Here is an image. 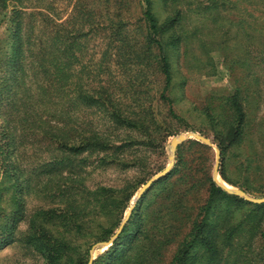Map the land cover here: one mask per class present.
<instances>
[{
  "label": "rangeland",
  "instance_id": "rangeland-1",
  "mask_svg": "<svg viewBox=\"0 0 264 264\" xmlns=\"http://www.w3.org/2000/svg\"><path fill=\"white\" fill-rule=\"evenodd\" d=\"M149 1L158 23L178 11L181 31L193 36L188 45L166 50L171 80L163 94L157 50L146 41L142 0H22L15 56L8 30L11 8L18 6L0 7V231L10 226L15 238L0 241V264H43L19 240L33 213L55 209L58 215L65 190L67 200L72 195L79 206L81 232L46 227L79 246V255L72 254L79 262L103 255L109 246L101 243L113 235L97 241L94 234L113 221L99 215L84 193L97 188L121 191L116 194L125 208L121 221L134 209L132 221L140 233L123 263L170 264L203 215L215 152L202 143L205 150L189 145L191 138L171 152L169 141L195 133L216 148L213 114L220 116L215 131L232 126L237 113L224 98L233 95L243 136L222 157L220 169L231 183L221 178L219 166L216 181L249 199L264 198V28L256 26L264 27V0H231L240 3L233 7L224 0H178L175 6ZM239 6L244 12L236 10ZM196 16H206L202 34L193 30ZM207 18L217 26L207 30ZM210 31L214 44L207 42ZM83 143L91 145L79 148ZM176 149L181 170L166 180L159 177L139 194L172 153L171 170ZM15 179L19 194L10 187ZM54 186L64 193L50 191ZM14 195L22 201V213L13 221L8 214ZM249 206H229L230 222L243 219ZM224 210L219 214L226 215ZM258 227L264 231V213ZM237 253L224 252L220 264H264V241L257 234Z\"/></svg>",
  "mask_w": 264,
  "mask_h": 264
},
{
  "label": "trees",
  "instance_id": "trees-1",
  "mask_svg": "<svg viewBox=\"0 0 264 264\" xmlns=\"http://www.w3.org/2000/svg\"><path fill=\"white\" fill-rule=\"evenodd\" d=\"M145 7L143 10V21L145 23L146 28V41L148 42V46H153L157 50V62H158V70L161 73L164 86L161 94L164 93L169 87L171 80V69H170V54L167 51L170 49L178 48L179 45H188L192 40L193 36H186L184 31H181L180 22V13L178 11H174L173 16H168L169 19L163 20L158 23L154 14L151 12L150 1L142 0ZM164 3L172 4L175 6L178 0H162ZM210 1V0H209ZM212 1V0H211ZM215 1V0H214ZM231 7L237 5L239 2L224 0ZM15 3L18 6L17 8H11V18L9 22L11 23V27L8 30V37L11 39V43H8V47L10 53L15 56L20 53V48L18 47L17 42L20 39V10L22 0H0L1 9H5L7 3ZM216 4V1H215ZM240 4V3H239ZM233 9V8H232ZM236 9V8H235ZM236 10H245V8H241ZM244 12V11H243ZM197 15V13L195 14ZM248 16H253L251 14H247ZM240 16V15H239ZM196 21L192 24L193 30L196 33L202 34V22L204 17L206 16H196ZM211 18H207L204 23L208 25H204V27L208 30H211V26H217V22H212ZM201 21V22H200ZM215 23V24H214ZM221 25V24H220ZM258 28H264L261 24L256 25ZM255 28V27H254ZM172 34V35H171ZM194 35V33H191ZM240 35V34H239ZM210 39L207 41L209 43L214 44V35L210 31L207 35ZM206 37V33L204 35V39ZM201 42H203L201 40ZM209 45V44H208ZM226 47V46H224ZM224 103L228 104L231 108L232 113L237 116H233V125L229 128H221L219 131H215V127L217 126L218 119L220 121L219 113L213 114L214 118L212 120V129L214 133V139L216 140L215 146L219 151V169L218 173L221 178L228 183L229 180H226V176L220 169L223 160V154L233 145L237 144L242 138V132L240 128V124L242 122V114L239 110L238 103L233 96L230 98H224ZM171 111V110H170ZM172 113V112H171ZM219 117V118H218ZM219 124V123H218ZM218 130V129H217ZM91 144L83 143L79 148H87ZM189 145H194L197 148L202 150L206 149V146H203L197 141H190ZM76 150H69L68 152H73ZM183 162L178 153V149L175 150L174 157V165L169 170L165 176H163V180L168 179L172 174L177 173L181 170ZM47 172H53L48 169ZM5 173V172H4ZM11 178L13 175H9ZM13 180L10 185L11 188H15V192L18 194L21 192L22 188L17 185ZM4 184V181H0V185ZM23 187V183H20ZM57 191V193H64V188L60 186H54L49 190ZM67 189V188H66ZM19 190V191H18ZM68 190V189H67ZM165 190V189H164ZM167 190H169V186H167ZM207 195L203 206L201 207V213L203 214L200 220H196L191 225L188 233L185 235V238L182 239L177 248V252L172 258L170 264H220L222 261V255L224 252H234L237 253L241 248L247 247L249 245V241L255 235H259V237L264 241V231H258L260 229L258 227L259 217L264 213V204H249L241 199L237 198L234 195H229L217 187L209 178L207 179ZM88 197H90L94 205L98 208V214L102 215L106 219L112 220L113 224L110 227L100 228L98 234H94V238L97 241H105L110 236L113 235L114 231L117 229L119 222L122 219V215L124 212L123 202L119 201L117 197V193H121V191L117 192L116 190L105 189V188H97L91 192H84ZM67 191L65 190V194L61 195L59 198L60 201L65 199V207L62 208L58 215L55 214V209H47L40 210L30 217L28 224V231L26 235H22L20 237L21 243L27 248H31L33 251L37 252L42 260L43 264H86L87 259L83 262H79L78 258L74 259L73 255H79L77 253L78 247L77 245H72L70 242L66 241L62 237L54 236L51 229L56 227L61 228L64 232H69L70 229L74 230L73 233H80L81 228L80 224L77 223V218H80L81 213L79 212V206L76 204V200L69 195V199L67 200L66 196ZM10 196V195H9ZM11 202L9 204V218L8 220H17L22 213V201L16 195L11 196L9 198ZM245 204L250 205L249 210L246 211V215L243 216L238 223L234 224L230 222V214L228 212L229 206L230 208L234 207L235 209H239ZM74 209L77 212L74 213ZM225 208L224 214H219L221 210ZM134 209L131 210L129 217L126 222L122 226L119 234L112 241L111 245L108 249L103 253V255L99 256L96 260H94L91 264H125L123 263L128 254H132L130 250L135 247V243L137 241L138 234L140 233L137 224L132 221ZM5 215L6 217L8 216ZM71 216V217H66ZM15 218L12 219V217ZM221 219L220 225L218 224V220ZM6 221V219H5ZM46 225H49L50 228H47ZM3 228H5V224H3ZM56 230V229H54ZM62 231V232H63ZM240 238H246L248 242H241ZM10 240L14 241V231L12 228L8 226L5 230L0 231V241ZM244 240V239H243ZM238 254V253H237ZM133 259L134 256H133ZM131 261L129 264H133Z\"/></svg>",
  "mask_w": 264,
  "mask_h": 264
},
{
  "label": "water",
  "instance_id": "water-1",
  "mask_svg": "<svg viewBox=\"0 0 264 264\" xmlns=\"http://www.w3.org/2000/svg\"><path fill=\"white\" fill-rule=\"evenodd\" d=\"M193 139L199 143H202L203 145H206L208 147H212L214 149V152H215V158H214V164H213V169H212V181L213 183L219 187L221 190H223L224 192L226 193H229V194H233L239 198H242L246 201H249L251 203H254V204H264V198L263 199H257V200H252V199H249L247 198L244 193L240 190H232V189H229L227 186L223 185V184H220L216 181V176H217V168H218V164H219V151L211 144L210 140L203 137V136H200L198 134H195V133H188V134H185V135H179V136H176V137H173L170 139L169 141V148H170V151L172 152L177 145H179L180 143L184 142V141H187L188 139ZM172 159H173V156H172V153L168 156V165L163 169V171L161 173H159L158 175H155L153 176L151 179H149L147 182H145V184H143L139 190V194L142 193L145 189H147L149 187V185L154 182L155 180H157L159 177H162L164 176L170 169V165L172 163ZM130 212V209L128 210L125 218L120 222V224L118 225L115 233L113 234V236L111 238H109L106 242H103L101 243L102 246H110L112 241L116 238V236L119 234L123 224L125 223L127 217H128V214ZM91 261H92V257L90 256L87 263L86 264H91Z\"/></svg>",
  "mask_w": 264,
  "mask_h": 264
}]
</instances>
